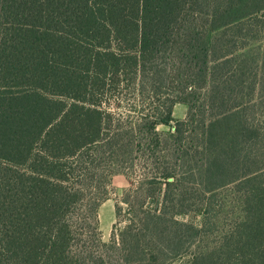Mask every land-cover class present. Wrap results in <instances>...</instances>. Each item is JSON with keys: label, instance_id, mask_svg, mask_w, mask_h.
Returning a JSON list of instances; mask_svg holds the SVG:
<instances>
[{"label": "trees", "instance_id": "obj_1", "mask_svg": "<svg viewBox=\"0 0 264 264\" xmlns=\"http://www.w3.org/2000/svg\"><path fill=\"white\" fill-rule=\"evenodd\" d=\"M0 264H264V0H0Z\"/></svg>", "mask_w": 264, "mask_h": 264}, {"label": "rangeland", "instance_id": "obj_2", "mask_svg": "<svg viewBox=\"0 0 264 264\" xmlns=\"http://www.w3.org/2000/svg\"><path fill=\"white\" fill-rule=\"evenodd\" d=\"M123 108H126V105H123ZM188 113V107L185 104H178L175 106L174 109V118L175 121H181L185 120L187 117ZM160 132L163 133H168L171 131L170 127L167 126H160L158 128ZM137 178V177H136ZM133 177L131 180H128L125 176L123 175H117L113 178L112 181V189H111V194H110V199H108L100 208L98 218H99V228H100V234L101 238L104 242H109L112 233L115 230L114 227L117 224V215H116V205L119 203L121 206V222H125L126 216L128 214L127 211V205L122 203V198L124 197L126 191L128 189L136 190L138 186V179ZM155 189V188H154ZM158 194L156 195L159 196L162 194L161 191H163V188L156 189ZM134 196V195H133ZM133 198V197H132ZM221 198L225 200V208H224V215L223 218L227 217L228 223L229 221L234 220L235 218H238V211L235 207L234 203V195L233 192L231 191H226L221 195ZM142 199V198H141ZM144 202L147 204L149 201L147 198H144ZM181 220H194V217H182L180 218ZM200 221V217H196V222ZM230 224V223H229ZM124 223H122L118 229L123 226Z\"/></svg>", "mask_w": 264, "mask_h": 264}]
</instances>
